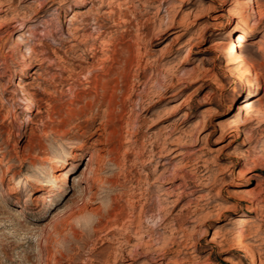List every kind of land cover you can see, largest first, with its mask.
Listing matches in <instances>:
<instances>
[{
  "label": "rangeland",
  "instance_id": "obj_1",
  "mask_svg": "<svg viewBox=\"0 0 264 264\" xmlns=\"http://www.w3.org/2000/svg\"><path fill=\"white\" fill-rule=\"evenodd\" d=\"M1 1L0 264H264V0ZM81 142L64 192L6 193L47 194Z\"/></svg>",
  "mask_w": 264,
  "mask_h": 264
},
{
  "label": "bare ground",
  "instance_id": "obj_2",
  "mask_svg": "<svg viewBox=\"0 0 264 264\" xmlns=\"http://www.w3.org/2000/svg\"><path fill=\"white\" fill-rule=\"evenodd\" d=\"M186 0H182V4L185 3ZM5 2V1H4ZM102 2V1H101ZM0 3H2V1L0 0ZM4 5V4H3ZM86 5V0H80L79 2V6H78V9L84 7ZM78 9L74 10L73 12V15L72 17H74L76 14H78ZM110 11V10H109ZM106 12V11H105ZM111 12V11H110ZM261 13V12H260ZM263 16V15H262ZM71 17V18H72ZM71 18H66L65 22L64 23H67L68 21H71ZM73 19V18H72ZM117 21V20H116ZM114 23V22H113ZM115 25V24H114ZM31 26H28L27 30L28 29H31L30 28ZM75 29V28H74ZM77 29V28H76ZM68 31V30H67ZM68 33V32H67ZM74 34V33H73ZM247 38H245V36L243 34H240L238 36V40H237V44L235 46V49L234 51L236 52L237 55H239L240 57V61L241 62H246L247 61V58H246V55H244L242 53V49H243V46H242V43L244 41H246ZM193 45V44H192ZM92 49V48H90ZM194 50L193 49H189L188 50V53H187V56H185L184 58V61H183V65H186V63L192 58L193 56V52ZM27 55V54H30V48H25L24 50V54L23 55ZM105 63V62H104ZM98 66V65H97ZM32 66L30 64H27L26 65V68L25 70L26 71H31L32 70ZM98 68H101V66H99ZM186 71V70H185ZM191 71V70H190ZM85 77V76H84ZM88 80V79H87ZM92 81V80H91ZM90 82V81H89ZM93 82V81H92ZM14 83V82H13ZM16 85L22 87V84L20 83V81H16L15 82ZM117 86L119 85H114L113 86V94L109 96V101L107 103V108L105 109V116L104 118L100 121V125H103V128L102 129H105L106 126H109L111 122H113V126H114V130L111 132V135L113 136V141H114V137L117 136L118 132L115 128V120H116V108H115V104H116V90L119 89ZM37 87H40L39 85ZM75 100V99H74ZM19 101V100H18ZM135 101V100H134ZM2 102V101H1ZM4 102V100H3ZM133 103V102H132ZM26 114L28 116V118L31 116V114H33V109H34V106H35V102H34V99L32 97L28 98V102L26 104ZM186 105V101L185 100H179L176 104H173L171 106H169L168 108L165 109L164 111V114L166 116V118L168 120H172V127H173V130L172 132L175 133V131L178 129V125H177V119H174L173 118L175 117V115H177V113L180 112V110H182V108ZM117 106V105H116ZM238 109L240 110L239 113H241L245 108L244 106H242V104L238 107ZM40 111V110H39ZM147 112H150L151 109H147L145 110ZM104 113V112H103ZM83 115V114H82ZM186 116V115H185ZM212 116H210L208 119H206V123H208L210 121ZM144 118V117H143ZM163 119V118H162ZM127 121V120H126ZM188 121V117H184L183 119L180 120V123H183V122H186L187 123ZM125 124V123H124ZM121 126V125H120ZM108 128V127H107ZM132 128V127H131ZM137 132V131H136ZM93 133V132H92ZM155 133V132H154ZM99 134L102 135V133L100 132ZM153 134V133H152ZM105 136V135H104ZM109 140V139H108ZM113 141L111 142V144L113 145V147L111 148V150H109L110 152L113 151V149L115 148V145L113 143ZM167 148V147H166ZM105 149V148H104ZM172 150V149H171ZM85 152V143L84 142H81L80 144L78 145H72L65 153L64 157L60 158L61 160V164H60V167H59V173L52 179H49L48 181L44 182V185H43V189L44 191H46L47 194H41V195H38V194H35L33 193L32 190H27L25 192L26 194V197L23 198L22 197V193H19V192H16L14 190H8L6 193L10 196H14L15 200L17 201H21V200H26L28 202H32L34 200H36L38 203H44L47 201V197L49 196H52L56 190H59L61 193L64 192L66 190V186L68 185V183L70 182V177L71 176H75V172H76V169L78 167V164L79 162L82 161L83 159V154ZM96 155V154H95ZM174 157V156H173ZM93 158V154H91L90 156V160ZM145 160V159H144ZM152 160V159H151ZM146 161V160H145ZM171 161L170 160H165L163 163H162V166L164 165H168L170 164ZM102 165V164H101ZM104 165V164H103ZM146 165V164H145ZM92 166V165H91ZM99 166V165H98ZM158 166V165H157ZM89 167H90V164H89ZM195 167V166H194ZM102 169V168H101ZM175 169V168H174ZM197 169V168H196ZM172 177H171V180H167V184L168 187H166V189L168 190L167 194H171L173 191H175V189H178L179 186H174V181L175 179H177L179 177V172L174 170L172 171ZM94 174V173H93ZM76 179V178H75ZM156 179V178H154ZM103 182V181H102ZM155 182V181H154ZM179 185V184H178ZM186 186V185H185ZM162 184L159 183V185L157 186L158 189H163L162 188ZM183 188V187H182ZM193 192V191H192ZM166 193V192H165ZM179 193V192H178ZM97 196V195H96ZM181 199L178 198L176 200V205L175 207H177L180 203ZM208 201V200H207ZM212 207V206H211ZM182 210V209H181ZM186 212V211H185ZM157 216V215H156ZM182 216V215H180ZM244 216V215H243ZM242 216V217H243ZM222 217V214H218V218ZM158 218V217H157ZM179 218H182V217H179ZM240 220V223H238V225L240 226H245L247 224V222H245L244 220L242 219H239ZM191 221V220H190ZM239 232V231H238ZM186 233V232H185ZM240 233V232H239ZM185 237L186 235L185 234H181V237ZM251 236V235H250ZM249 237V236H248ZM187 238V237H186ZM181 240V239H180ZM212 243L214 245H217L219 243L218 239H217V236H215V238H213V241ZM247 241L244 240V239H240L239 242H238V251H242V252H250L249 250V247L247 246ZM196 245V242L192 244V246L189 248V249H192V247ZM195 247V246H194ZM254 247V246H253ZM165 250V249H164ZM190 252V251H189ZM191 253V252H190ZM188 254V253H187ZM227 260V259H226ZM186 261V260H184ZM231 261V260H230ZM241 261V260H240ZM240 261H237L235 260L234 262L231 261V263L233 264H241ZM250 264H255L256 261H255V258L254 256L251 257V260H250ZM127 264V263H126Z\"/></svg>",
  "mask_w": 264,
  "mask_h": 264
}]
</instances>
